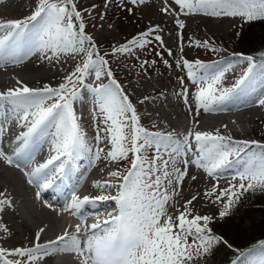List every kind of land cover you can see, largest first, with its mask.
<instances>
[{"label": "snow or ice", "instance_id": "obj_1", "mask_svg": "<svg viewBox=\"0 0 264 264\" xmlns=\"http://www.w3.org/2000/svg\"><path fill=\"white\" fill-rule=\"evenodd\" d=\"M132 2L136 3L137 0ZM175 3L180 6L181 11L187 10L185 14L239 16L245 21L264 19V0H175ZM73 17L81 21L78 32L74 30ZM38 20H42L43 23L35 37L36 50L51 51L53 56L60 52L71 51L85 53L87 57L82 66L78 64L75 70L65 77V82L56 88L47 85L43 89L23 86L14 90L10 89L6 94L0 93V108L3 107L4 101H7L16 109L23 110L21 119L26 122L27 131L18 139L23 140L25 145L47 122H56L53 143L57 154L40 164L31 173H26L29 176V183L36 182L41 188H48L53 180L47 177L45 169H48L49 165H53L55 161H59L61 157L71 160L74 154L86 147L85 135L73 109V102L78 96L77 86L82 83L89 71H94L99 79L108 61L94 51L96 45L92 37L84 32L85 24L74 0H38V7L27 20H10L0 23V32L4 33L0 36V58L13 54L22 41L30 39L28 28L30 25L35 28L34 22ZM177 23L181 28L184 27L181 21ZM155 30L149 29L126 44L114 48L113 51L131 53V46L143 48L148 43L146 37ZM155 40L163 45L159 35L155 36ZM86 42L90 48L85 47ZM197 44L199 45L200 42L198 41ZM203 46L208 47L207 41ZM168 55H172L170 49ZM243 59L248 62V69L245 77L237 83L235 88L241 87L248 73L254 69L252 56H246ZM164 63L168 62L165 60ZM177 66H181V61H177ZM182 66L188 70L187 75L193 83L201 85L207 83V87L201 86L195 94L197 107L208 110L210 106L226 100L235 91V88L224 89L220 94H216L217 89L214 85L219 83L223 73L215 74L210 78L204 76L198 78L196 72L205 68L200 61L193 63L182 58ZM106 74L108 77L113 75L110 69ZM94 91L99 96L102 110L106 114V121L110 122L109 127L105 129L108 136L103 138L107 139L112 146L106 156L113 161L127 160L131 153L133 157L130 160L131 166L126 173L119 171L109 173L111 177L120 181L116 185L118 187L116 196L73 195L71 203L66 205L64 210H72L74 215L82 216V209L86 205L112 199L118 205L116 212L110 213L104 221L92 224L90 229H84L85 232L91 230V234L84 237L83 246L77 235H69L67 231L55 240L41 242V233L44 229H40L35 234L32 247L13 249L0 247V264H37L38 260L55 251H75L83 257L82 264H192L194 259L208 253L213 243L220 241L221 238L210 234L211 216L192 215L189 205L197 199V196L185 201L183 211L177 208L178 214L169 213V201L172 197L165 186V181L167 185L173 184L172 172L177 173L175 176L177 183L182 182L186 175V172H180L175 167L172 172L168 170L169 163L174 161V154L179 153L182 143L188 144L189 139L194 136L201 159L205 161L203 164L199 162L198 164L204 167L209 175H213L216 170L230 163L231 155L239 156L250 145H256L260 154L257 156L256 151H251L242 171L238 173L240 181L238 185L230 184L228 189L221 190L218 194H216L218 186L214 185L211 191L204 193L209 199L215 195V201L228 196V203L225 204L227 209L239 199L240 195H243L241 189L244 192L256 188L264 191V145L256 141L225 143L226 140L230 142L231 137L226 138L218 132L216 134L199 131L193 133L189 130L183 141L175 139L171 133L149 132L140 126L135 107L115 79L110 86H101ZM184 93L186 95V89ZM49 101L51 103H48ZM260 103L264 105V99H261ZM97 139L100 140L102 137L98 135ZM152 147H155L156 155L149 158L146 150ZM161 150L168 159H164ZM101 151L103 149L97 150V159L100 158ZM0 158L9 163L13 161V157L6 155L3 151H0ZM63 171L64 163H60L55 168V172L63 173ZM41 180L44 183L41 184ZM245 181L248 182L247 185ZM113 186L109 181L94 182V187L105 191ZM2 195L3 193H0V196ZM5 205L10 206V201L0 200V211ZM219 215L223 218L226 212L221 211ZM3 230L7 231L6 228ZM80 232L81 225L78 224L76 233ZM8 256L14 258L8 259ZM259 264H264V258Z\"/></svg>", "mask_w": 264, "mask_h": 264}, {"label": "rangeland", "instance_id": "obj_2", "mask_svg": "<svg viewBox=\"0 0 264 264\" xmlns=\"http://www.w3.org/2000/svg\"><path fill=\"white\" fill-rule=\"evenodd\" d=\"M80 1L85 7L84 11L81 13L83 23L85 24L84 32L85 34L92 37V40L96 45L94 51L98 52L100 56H103L104 59L108 61V64L99 79H97L94 71H89L84 76L82 83L77 86L76 90L78 92V96L73 102L74 112L85 135L86 147L83 149V151L81 150L76 153V155L80 157L84 155L82 163L84 170L90 169L91 171L96 172L100 169V164L103 162L105 166L107 165L109 173L115 171L126 173V170L131 166L130 160L133 158L132 154L130 153L129 159L115 161L114 165L116 167L113 168V165H110L111 160L109 161V158L106 156L107 150L100 152L99 159L96 157L97 150L100 149L102 145H104L105 141H108L107 139L103 138L108 136V133L105 131V129L109 127L110 122L106 121V114L102 110L99 96L97 92L94 91V89L99 88L107 81L108 77L106 72L108 69L115 73L114 79L119 83L123 89V93L129 97V100L135 107L136 113L139 117L140 126L149 132H161L166 130L171 133L175 139L183 141L184 136L189 132V130L195 133L197 131L210 132V129H213L215 132L220 133V135L224 137H231L232 143L241 141H256L260 145H264V114L256 118V114L254 113V107L258 100L256 101V99H252L250 101L251 105L249 107L237 112L232 111L230 109L231 106L227 105L226 103H220L216 105L213 110L207 112L204 108L197 107L195 100V94L199 88L201 86L207 87V83L203 85L200 83H193V81L189 79L187 75L188 70L182 66V58L193 63L195 61H200L203 65H205V68L199 69L196 72L197 77L199 78L200 76H207L210 78L222 71V69L225 68V64H230L231 61L235 59L238 60V58L245 56L243 54H246V56L254 55L263 50L264 31H262V29L256 30L255 35L257 37L253 41H241L244 43V47H240L237 45L240 40L239 37H237V33L240 27L244 26L247 21L242 18V21L237 24L236 20L239 16H210L209 20L212 21V24L205 23V25H202L206 32H202L197 35L194 34V32L187 33V31H180L182 32L180 33L181 35L175 37L173 35V30L169 31V25H171L173 29L177 28V31H179V29L183 30L184 27L181 28L180 25H177V21H181L183 25L188 23L191 25L188 21L191 16L194 15L195 17L197 16L200 17V19H203L207 18L206 15L203 13L185 14L187 10L185 9L184 11H181L180 6L175 3V0H151L150 4L153 5V10L146 12H142L140 9L141 0H137V3H133L132 0ZM146 2L144 3L145 5ZM120 17L129 19L128 24L121 25V29L119 28ZM149 17L151 18L147 19ZM80 22L81 21L79 20L78 22L73 21L75 25L74 30L77 32ZM156 26H158V28ZM216 27H219L218 30ZM149 29L156 30L153 31L151 35L146 37L148 43L145 44L143 48L131 46V53H120L113 51L114 48H118L120 45L126 44L128 41L138 37L141 33L147 32ZM163 34H166V36L172 41H177L179 39L178 41L180 42H182L180 37L183 38L185 36L184 40H188L186 43H189H187V45H182L181 48H175L165 42L166 36ZM156 35H159L162 38L163 45H161L160 41L155 40ZM171 35H173V38ZM199 35L200 37L195 38V36ZM198 41L200 42L199 45L196 43ZM205 41H207L208 47L203 46ZM85 47L90 48V45H88L86 42ZM210 48H213L215 51L214 59L204 61V59L200 58V54L204 53ZM169 49L172 52L171 56L168 55ZM157 53H159V55ZM28 54L29 56H34L35 52L33 51ZM75 54L77 55V53ZM80 58L85 60L87 58L86 54L82 53ZM165 60L168 62L167 64L164 63ZM177 61H181L180 67L177 66ZM75 68L76 66L73 68L72 72L75 70ZM14 73L7 75L0 74V91H5L7 93L10 89L14 90L17 88H22L23 86H28L29 88L34 89L32 83L31 85H29L30 83H26V81L22 79L23 77L20 75V73ZM4 78H6V80ZM5 81L7 83H5ZM181 81H183V83H181ZM2 84L4 88L2 87ZM229 84L231 83L227 82L226 79L217 83L215 85V88L217 89L216 94H220V92ZM185 89L187 90L186 95L184 93ZM262 96H264V93ZM145 97H147V99H145ZM128 115L130 116L131 114L129 113ZM5 117H7L6 120H2L0 122V137L4 135V132H9L10 127H13L12 122H15V120L18 119L19 114H8ZM54 124L55 121L51 123L52 126H54ZM49 132H52V128L45 131V136L47 134V138ZM98 135L102 137V139L98 140ZM47 138L41 141V145H44L48 142ZM225 143L229 142L226 141ZM250 151H256L257 156L260 154V150L257 149L256 145H250L248 149H245L244 152L240 153L238 159L235 160V163L233 162L230 166L226 165L225 169L230 167L233 168L237 163H240L243 167L249 158L251 153ZM180 152L182 153V155L179 156L181 159L178 158V153L174 154V161L169 163L170 168L168 169L170 172H172L173 167H175L180 172H186V175L184 176L182 182L177 183L175 181V176L177 173L172 172L173 184L168 186L167 182L165 181V186L167 188L170 187V189L168 188V192L170 191L169 195L172 197V199L169 201V213L175 214L177 206H180L183 209L185 201L191 200V198L196 195L197 199L192 201V204L189 205V208L193 211L192 215L211 216L212 220L210 223H215L220 217L219 213L221 211H225L226 214L229 215V218H232L229 220L231 224L241 222V229L245 231V235H248L252 229L263 220L264 212H262V209H264V196L256 198L252 195H249V193L244 194L240 199V204L246 205L249 203L251 205V208L246 212H240L239 205L235 206V202L226 209L225 204L228 203V196H224L220 201H215V195L209 199L204 195V193L211 191L214 185L218 186L216 189V194H218L221 190L228 189L230 184L238 185L240 182L238 176L239 172L226 175L205 174L207 180L202 181L199 178V172H187L186 169L180 170L177 166L179 160H193L194 157L200 154L199 149L196 146L194 136L189 139L188 144H181ZM146 155L149 158L156 155L155 147L148 148L146 150ZM161 155L164 156V159H168L163 150H161ZM234 155L235 154L231 155L230 157H233ZM0 163V184L6 188L7 184H5V178L1 177V172H5V169L7 168L2 160ZM203 163H205V161ZM199 164H201V162ZM200 168H202V166L198 167V169ZM103 176L104 181L116 183L117 185L120 182L117 178H107L105 175ZM192 177H196V179H192ZM244 183L247 185L248 182L245 181ZM116 188L118 190V187ZM233 191H235V189H233ZM240 191L244 193L243 189ZM22 193L21 195L25 197H23L24 199H26V195H28V200H35V198L29 192H26L27 194H24L25 191L23 194ZM11 199H13V197H11ZM37 202L34 203L33 201L27 203L26 199V204H28L27 207L30 212H33L34 210L35 213L39 212L40 215L42 214V218L47 220L46 222H48L49 218L51 217L49 221L50 224H47L52 227V233L48 231V238L46 237L44 241L47 242L49 240H55L58 236H62L65 231H67L69 235L75 234L81 239L80 236L82 235V232L76 233V225L73 223L74 220L71 217H66V215H62L61 213H52L53 215L50 216L44 215V213L40 212V205H38L41 203ZM31 203H34L36 207H34V204ZM21 213L19 214H21L22 217H25L26 219L29 217L28 219H31V215L27 213L26 210ZM189 239L191 241V238ZM34 242L35 241L31 243L30 247H32ZM262 243H264V241ZM250 249L253 250V256L255 259H257L254 254L258 253L257 250L252 248ZM59 252L64 254L63 258L65 259V263H60L82 264L83 257L77 252ZM62 253L53 254L56 255V257H60L62 256ZM252 253H250V250H237L235 251L233 258L243 256V261L241 262L242 264H259L260 260L264 257L255 260L250 256ZM56 257L53 261H58V259L56 260ZM237 260L238 259L230 260V264H234V262L237 264Z\"/></svg>", "mask_w": 264, "mask_h": 264}, {"label": "bare ground", "instance_id": "obj_3", "mask_svg": "<svg viewBox=\"0 0 264 264\" xmlns=\"http://www.w3.org/2000/svg\"><path fill=\"white\" fill-rule=\"evenodd\" d=\"M150 1L151 0H141V6H140L141 8L140 9L142 12L153 10V5L150 4ZM74 2H75L77 10L82 13L85 9V7L82 5L83 3L80 0H74ZM145 2H146V5L144 4ZM37 7H38V0H0V23H6L7 21H10V20H21V21L27 20V18H29L34 13V11L36 10ZM159 8H161V7H159ZM81 16H82V14H81ZM206 17L207 18H203V19L201 18L200 19V17H197V16L195 17L193 15L188 19V21L190 22L191 25H189V23H188V24L184 25L183 30L179 29V31H177L178 30L177 28L173 29V27L171 25H169V27H170L169 31L173 30V35L175 37H178L179 35H181L180 33H182V32H180V31H183V32L187 31V33L194 32V34H197V35L202 33V32L204 33L206 31L202 25H205V23L206 24H209V23L212 24L211 23L212 21L209 20L210 15H206ZM222 17H223V15H222ZM226 17H229V16H226ZM150 18L151 17H149L147 19H150ZM217 18H219V17H217ZM222 20H219V21H222ZM73 21L78 22V20H76L75 17H73ZM216 21H218V20H216ZM241 21H242V17H238V19L236 20L237 24ZM167 22H169V21H167ZM34 23L36 24L35 28L32 27L31 25L28 28V36L30 37V39L22 41L18 45L17 49L15 50V52L13 54H7V55H4L2 58H0V74L1 75L2 74L7 75L10 73L18 72V73H20V75H22V77H23L22 79H24L26 81V83H28V84L30 83L29 85H31V83H32V86L34 89H43L45 85L56 88L59 86V84L65 82V77L72 72V70L75 66H77L78 64L82 66V64L84 62V59L80 58V55L82 53H77V55H76L74 52L69 51V52H60L57 55L53 56V53L51 51H38V50H36L37 44L34 41H35L36 34L40 31V25L43 23V21L38 20L37 22H34ZM177 25H179V24H177ZM213 28H214V26H213ZM218 28H217V30H218ZM164 29H165V27H164ZM158 32H159V30H158ZM3 34H4L3 32H0V36H2ZM163 35L166 36V34H163ZM173 35H171L172 38H173ZM184 37L183 38L180 37L182 40V42H180V41H178L179 39L177 41H175V40L172 41V40H170L169 37L166 36L165 42L167 44L172 45L175 48H181L182 45H185V44L187 45V43H189V42L186 43V41H188V40H184ZM198 37H200V35L195 36V38H198ZM33 51L35 52V55L29 56L28 53L33 52ZM177 51H178V49H177ZM179 55H180V53H179ZM243 57L238 58V60L235 59V60L231 61L230 64L229 63L225 64V68L219 72V73H221V72L223 73L221 80L226 79L227 82H230L232 84V79L235 76L243 74L246 71V69H248V62L246 60H244ZM245 57H246V54H245ZM6 78H4V79L6 80ZM205 78H209V77L205 76ZM209 82H210V80H209ZM5 83H7V82L5 81ZM3 84H2V87H3ZM215 85H214V87H215ZM252 85L253 86H250V87H253V90L246 97H244L242 99L228 100L226 102V104L231 106L230 109L232 111L237 112V111H240L246 107H249L251 105L250 101L252 99H256V101L258 100V102H257V104H255L254 113L256 114V118H257V117L261 116L262 114H264V105H262L260 103V100L264 99V96H262V94L264 93V75L262 77H260L259 80L256 81L255 83H253ZM0 86H1V84H0ZM6 86H7V84H6ZM0 90H1V88H0ZM48 103H51V101H49ZM213 109L214 108H211V106H210L209 109L206 111L210 112ZM17 113L19 114V117L17 120H15V122H12L13 127L11 126L9 132H4V135L1 136L3 143H0V151H3L4 153H5L4 147L7 148V142L10 143L13 141L10 138L11 137L17 138L20 134L26 132L27 126H26V122L23 119H21V117L23 116V110L22 109H19V110L16 109L14 105L8 103L7 101H4L3 107L0 108V122L2 120L3 121L6 120V118H7V117H5L6 115L17 114ZM144 113H146V112H144ZM150 118H151V116H150ZM30 119H31V117H30ZM52 122L53 121L47 122L45 126H42V128L36 134H34L32 136V138L29 139L27 145L22 144L18 148L16 146H14L13 143H11V145H10L11 147L14 146V148H11V149L15 150L17 148L18 151H21L25 154H27V153L30 154L29 161H28V167H29L30 173L36 167H38L40 164L45 163L51 156L57 154L54 151V143H53V141L55 139V133H56V122H55L54 126L51 125ZM5 127H6V125H5ZM50 128H52V132L51 133L49 132L48 138H47V134L45 136V131L47 129H50ZM210 132H212L213 134L217 133L213 129H210ZM231 132H234V131H231ZM160 133L169 134V132L166 130L161 131ZM46 138L48 139V142L45 143L44 145H41V141L43 139H46ZM226 138H227V136H226ZM229 143H232V138H231V141ZM111 147H112L111 144L108 141H105L104 145H102V147L100 149H103L104 151L105 150L109 151L111 149ZM5 154L8 155L7 153H5ZM178 154L179 155H177V156H178V158H180L179 156L182 155V153L179 151ZM83 156H82V158H84ZM237 159H238V156H236V155H234L233 157H230L229 158L230 163L227 166H230L233 162L235 163V160H237ZM65 160L66 159L64 157H61V159L59 161H55L53 163V165H49L48 169H45V174L47 175V177L52 179L53 176L60 175V173L55 172V168L58 167L60 163L65 164ZM108 160L110 161L111 159L109 158ZM0 161H1V159H0ZM78 162L80 164H82L83 159H79ZM114 162L115 161L111 160V163H110L111 166L113 165L112 166L113 168L116 167L114 165ZM198 162L199 163L201 162V164H203V162H204L201 159V154L194 157L193 160H188V161L179 160L177 163V166L179 167L180 170L186 169L187 172L188 171L189 172H199L200 173L199 178L202 181H206L207 178L205 176L208 173L205 171V169L203 167L198 169V167H199ZM13 164H14L13 161L11 163L8 162L7 165L5 164L6 168H7V169H5L6 171L1 172V174H2L1 177L5 178V182H6L5 184H7V187L4 188L3 185L0 184V193H3V195L0 196V200L7 199L8 201H10V206L5 205L3 207V210L0 211V226H2V227H0V247H5L8 249H13L16 247H30L31 243L33 241H35V234L38 231H40V229H44V231L41 233V242H46V241H44V239L46 237L48 238V235H49L48 231H50L52 233V230H51L52 227L47 224V223L50 224L49 221H50L51 217L49 218V221L46 222L47 220H44L41 216L42 214L40 215L39 212L35 213L34 212L35 210L33 212L32 211L30 212V210L27 207L28 204H26V199H27V203L33 202V201H34V203H36L37 201H38L37 203H41V204H38V205H40L39 207L41 209V211L40 210L39 211L44 213V215H47V216L53 215L52 213H54V214H58V213L68 214L69 212L71 213V210H68V211L64 210L66 205L70 204L69 202L66 203L64 198H62V199L56 198L55 200L51 199L52 193H50L49 187L47 190H45L43 193H41L40 186L36 182H33V186L39 190L40 195H38V193L34 189H30V186L26 183L25 178L22 177L16 171L15 168H13ZM56 164H58V165L56 166ZM100 166H101L100 169L96 172L91 171L89 169V170H86L85 173L81 174V173L76 171L78 178H77L75 187L73 188V192L75 193L76 196H79V197H84V196L96 197L99 195H105V196H116L117 195L118 190L116 188L117 187L116 183H112L114 186L111 188H108L106 191L94 187L95 181H101V182L104 181L103 175H105L107 178L111 177L109 175L107 165L105 166L104 163L102 162L100 164ZM15 167H18L21 170H23V168H24V166H22L21 164L15 165ZM243 167L241 166L240 163H237L233 168L230 167L228 169H225V167H223L221 169L216 170L214 172V174L226 175V174H230V173H234V172L238 173V172L242 171ZM65 169H67L66 165L64 166V171H65ZM64 171H63V173H64ZM63 173H61V176H63ZM27 178L29 179L28 175H27ZM40 183L42 184V183H44V181L41 180ZM168 188L170 189V187H168ZM21 190L23 193L25 191L24 194H27L26 192H29L35 198V200H33V201L28 200V195H26V199H24L25 197L21 195V193H22ZM66 190H67L66 192L70 191L68 188ZM11 197H13V199H11ZM34 203H31V204H34ZM34 207H36L35 204H34ZM24 208H25L26 212L31 215V219H28L29 217L26 219L25 217L21 216V214H22L21 212L25 211ZM117 208H118V205L116 204V201L109 199L106 201H97L94 205L88 204L82 209L83 215L82 216L77 215V218H78L77 225L78 224L81 225L82 235L80 237H81V241H82V246H83L84 237L86 235L91 234V230L89 232H85L84 229L85 228L90 229V226L92 224L104 221L105 219L108 218L110 213H115ZM177 208H179L181 211L184 210V208L182 209L180 206H177L176 209ZM104 210H106V211H104ZM191 212L193 213L192 210H191ZM19 213H21V214H19ZM71 214H73V211ZM175 214H178V213L175 212ZM4 228H6L7 231H4L3 230ZM261 244H260V246L258 245L255 247V249L257 250L258 253H254V254H255L257 259L261 256H264V243H261ZM252 252H253V250H250V253H252ZM62 255H64V254L62 253ZM51 256L52 255L50 254L48 256L43 257L42 259L37 261V264H62V263H65V259L62 256L57 258L58 262H53ZM13 258L14 257H12V256H8V259H13ZM66 258H68V257H66ZM240 259H243V256H241ZM67 261H68V259H67ZM60 262H62V263H60Z\"/></svg>", "mask_w": 264, "mask_h": 264}, {"label": "trees", "instance_id": "obj_4", "mask_svg": "<svg viewBox=\"0 0 264 264\" xmlns=\"http://www.w3.org/2000/svg\"><path fill=\"white\" fill-rule=\"evenodd\" d=\"M119 19L120 29L121 25H126L129 22L128 18L120 17ZM258 29H262V31H264V19L247 21L246 24L240 27L238 30L237 37H239L240 40L237 45L244 47V43L241 41L251 42L256 39L257 36L255 35V32ZM201 54V59L213 60L215 51L213 48H210ZM261 54H264V50L259 51L254 56H261ZM112 74L113 75L110 77V80H113L115 73L112 72ZM247 193L256 198L264 196V191L258 188L255 190L246 191L243 193V195ZM243 195H241L239 199L235 201V206L239 205L240 212H246L251 208L249 203L246 205L240 204V199ZM262 212H264V209H262ZM231 219L232 218H229V215L226 214L223 218L219 217L217 222L209 223V228L211 229L210 234L220 237L221 240L214 242L209 252L202 254L198 259H194L192 264H228L230 259L233 257L235 250L247 249L264 238V215L263 220L257 226H255L248 235H245V231L241 229V222L231 224L229 221Z\"/></svg>", "mask_w": 264, "mask_h": 264}]
</instances>
